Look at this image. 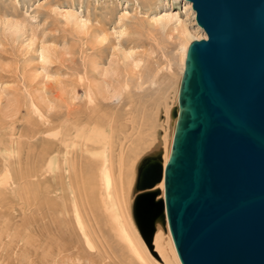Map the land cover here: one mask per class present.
I'll return each mask as SVG.
<instances>
[{"label":"rangeland","instance_id":"374dc122","mask_svg":"<svg viewBox=\"0 0 264 264\" xmlns=\"http://www.w3.org/2000/svg\"><path fill=\"white\" fill-rule=\"evenodd\" d=\"M182 28L190 42L206 38L186 0H0V178L11 175L0 182V264H134L98 201L89 155L98 144L85 156L75 141L67 154L95 248L85 246L71 215L58 219L53 203L65 198L54 192L69 188L59 177L65 151L52 135L60 125L64 133L103 131L112 189L123 188L119 208L160 261L128 206L139 160L158 148L170 154L187 48Z\"/></svg>","mask_w":264,"mask_h":264},{"label":"water","instance_id":"95a60500","mask_svg":"<svg viewBox=\"0 0 264 264\" xmlns=\"http://www.w3.org/2000/svg\"><path fill=\"white\" fill-rule=\"evenodd\" d=\"M186 1L207 38L186 49L166 163L137 164L132 217L152 252L168 223L181 264H264V0Z\"/></svg>","mask_w":264,"mask_h":264},{"label":"bare ground","instance_id":"6f19581e","mask_svg":"<svg viewBox=\"0 0 264 264\" xmlns=\"http://www.w3.org/2000/svg\"><path fill=\"white\" fill-rule=\"evenodd\" d=\"M168 21H169V18H165V25H166V23H168ZM163 23H164V21H163ZM83 24H85V23H83ZM180 34L183 35L182 39L184 40L185 45L187 47L188 44L190 43V41H189L190 40L189 39L190 34L187 32V30L185 28H182ZM206 38H207V36H206ZM62 127H63V125H60V128L58 129V131H56L52 134L54 138H57L59 145L63 146L62 148H64V151H65L64 155H62V157H61L62 158L63 171H61V174L59 175V177L64 184H67V187L69 186V188H66L65 186L61 187L62 191H64L63 189L66 188L65 192H66L67 198L64 197L66 195L63 196L64 193L61 196V192H62L61 190H59V191L57 190L56 192H54L55 195H57V196L59 195L58 199L59 198H62V199L65 198L64 199L65 201H62V202H56L55 201L53 203V207L55 209H60V211L57 214L58 219H63L66 215H71L73 218V221L75 222L77 229L79 230L80 235L83 238L85 246L90 250H93L95 248L94 243L90 238V231H89V228L86 224L84 213L81 210V207H80V205L76 199L77 195L75 196L76 193L73 191V188L70 185L71 180H69V179L71 177V174H70L71 171H69L67 154H69L71 152V149L69 148V146L73 147L75 141L77 143H79V148H77V149L82 150L84 152L82 154H84V155L86 154L85 156H87L89 154V150H92L94 144L95 145L98 144L99 151L89 154L90 156H92L95 159V162L97 164V165H95L96 166V168H95L96 175H94V176H96V180H98V182H99V186H97V188H96V191L98 189L97 192L99 194V200L98 201L100 202L101 207H103V209L105 210V213L107 214L106 216H108L107 218H109V221L112 224V228H113L116 236L121 241V243H123V245H125V247L127 248L132 262L134 264H181L179 257L177 255V252H176L170 231H169L168 223H166V225H165L166 230H164L162 228V226L159 223H157L156 224V231H155V234L153 236V246H154L153 249H154V252H156L157 255L160 257V261L157 258H155L154 256H152L151 253L147 249H146L147 251L145 249H143V247L141 246V243H139V241L137 240L138 239L137 238V231L134 229L133 224L131 222V219L130 218H129L130 220L128 219L129 213L126 212L125 213L126 217H125V216H123L121 208H119V201H120L119 197H120V195L118 196L117 192H119V191L121 192L123 188L121 187V189L119 191L117 189L116 190L117 192L113 191V189H112V183L113 182H112V178H111V165H110V162H109V160L105 154V152L109 149L110 143H109L108 139H107V141H105L103 131L98 130L99 128L97 129L96 127H93V129H91L90 133L88 135H86L87 134V131H86L87 128L80 127V128H76L74 132L72 131L73 134H71L72 132L70 130H69L70 133L69 132L68 133L62 132V130H63ZM69 127H70V125H69ZM63 133L66 135H64ZM64 137H66V138H64ZM167 157L168 156L163 158V165L166 163V161L168 159ZM50 165H51L50 166L51 169L54 171H55V169L59 168V166H57V157L52 158ZM121 170L119 171L120 173H121ZM59 172H60V170H59ZM10 180H11V175H9L8 172H6L4 174V176L0 178V182H7ZM82 183H84V181H82ZM129 184H130L129 185V187H130L131 183L129 182ZM89 186H90L89 188H91L92 185H89ZM156 187H159L161 189V195L160 196L163 197V190H164L163 180L159 184H157ZM92 189H93V187H92ZM129 189L130 188H127L128 193H129ZM93 190H95V189H93ZM85 191H86V189H85ZM86 192H89V191H86ZM88 194H91V193L89 192ZM133 198H134V196H133ZM133 198H131V199H133ZM86 199H87V197H86ZM97 199H98V197H97ZM66 200H69V201H66ZM127 202L129 205L128 200H127ZM130 202H131V200H130ZM94 203H96V202H94ZM131 204L132 203H130L128 208L130 206H132ZM92 210L93 209L91 208V211ZM128 212H129V210H128Z\"/></svg>","mask_w":264,"mask_h":264}]
</instances>
